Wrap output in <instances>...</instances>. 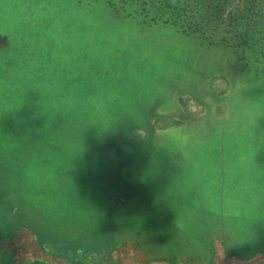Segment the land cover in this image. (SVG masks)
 <instances>
[{
  "label": "rangeland",
  "instance_id": "374dc122",
  "mask_svg": "<svg viewBox=\"0 0 264 264\" xmlns=\"http://www.w3.org/2000/svg\"><path fill=\"white\" fill-rule=\"evenodd\" d=\"M174 110L184 115L151 121L174 127L160 149L148 137L129 146L132 125ZM110 120L121 122L89 126ZM84 132L72 170L80 203L56 169ZM129 159H142L130 175ZM29 172L43 182L39 200L26 194ZM108 172L120 177L115 197ZM261 189L264 0H0V235L8 216L27 218L42 246L72 261L116 247L99 264H135L122 241L137 237L144 255L174 264L212 260L210 228L224 229L225 257L250 261L264 252Z\"/></svg>",
  "mask_w": 264,
  "mask_h": 264
},
{
  "label": "crops",
  "instance_id": "0c3cea01",
  "mask_svg": "<svg viewBox=\"0 0 264 264\" xmlns=\"http://www.w3.org/2000/svg\"><path fill=\"white\" fill-rule=\"evenodd\" d=\"M179 111V112H177ZM179 115H184V113L180 112V110H174L172 112H161V113H156L155 116H150L145 115L144 121L140 123H135V125H132L131 132L129 130V140H132L129 146L132 149H138L140 145L138 144H144L146 137H148L151 142H153L150 145V150L152 147L154 149H160V143L158 142V135L160 134H165L169 132L170 130L174 129L173 126H169L166 128H162L159 125H154V122L152 123V120H156L157 118H160L162 120L167 119V120H172L175 119ZM187 116V115H186ZM185 116V117H186ZM195 115H193L192 118H194ZM147 120V121H146ZM185 124V123H183ZM120 130H127L124 128H120L118 131H116V136L117 139L120 138L121 132ZM115 136V137H116ZM140 139V140H138ZM180 145H176V148L174 150L176 152L180 151ZM149 148L147 149L148 152ZM180 155H175L176 158H179ZM129 175L130 173L134 172V169L137 165H139L142 161V159H139L137 161H134L133 159H129ZM120 162V161H119ZM132 167V168H131ZM118 167H116L117 170ZM109 174H106L105 178H110L111 180L105 184V193L110 194L113 197L114 193H117L119 191L118 188V183L114 182L111 184L113 181V178H117L116 181L120 178L119 175H111V172H108ZM127 185L125 186L128 189H132L135 186V182L137 178H134L133 176L129 177H124L121 178ZM125 187V188H126ZM108 188V190H107ZM126 188V191L128 192V189ZM18 194L15 196L17 201H19V206L22 207L23 211H25L27 214L29 213L28 210L23 206L24 203V198H23V189L22 186L17 187ZM12 197H14V193L11 194ZM108 197V198H109ZM125 200L128 198H132V200L135 202V197L129 195V197H125ZM128 199V200H129ZM111 200V199H110ZM25 209V210H24ZM27 214H21L19 218H23V216H26ZM9 216L6 218L7 224L5 225L4 228V233L0 235V251H4L7 253L6 259H3V262H6L7 264H24L27 263L26 260L30 258L38 259V261L43 260L47 264H54L55 262H58L59 264H99L101 261H104L108 259L109 257L111 258L113 255V252L116 247L114 248H108L103 250L101 253H88L87 255H84L82 261H72L70 259H67L63 256H60L57 251L50 247H46L45 244L42 246L38 240L36 239V231L32 227H27L24 226L23 223L27 218L24 219H16L15 221H8ZM14 220V218H12ZM178 227V226H176ZM208 229V226H207ZM210 231L212 233L211 237L213 241V259H209L207 255L205 257H201L199 252H196L195 254L191 255H186L184 259L178 261V263L174 264H233V263H238V264H257V263H262L264 262V252H258L256 257L253 260L250 261H238L236 259H230L232 257H225V249L223 248V241L226 238L224 234V229H211ZM218 233V234H217ZM137 238V237H136ZM135 237H125L123 238L122 245H127V244H132L135 246V254H134V262L135 264H170V262L166 258H151L149 256L144 255L142 252L144 251L142 245H139V238L136 239ZM21 240L23 242L22 244H19L17 241ZM230 240V239H229ZM221 246L222 250L216 251V248ZM233 261V262H232ZM113 262L116 263V260ZM162 262V263H161ZM167 262V263H164Z\"/></svg>",
  "mask_w": 264,
  "mask_h": 264
},
{
  "label": "clouds",
  "instance_id": "9594fccd",
  "mask_svg": "<svg viewBox=\"0 0 264 264\" xmlns=\"http://www.w3.org/2000/svg\"><path fill=\"white\" fill-rule=\"evenodd\" d=\"M118 122H121V120L94 122V123H91L89 126L95 125L98 128V131L100 133H104L108 131L109 129L113 128V126H115ZM89 126L87 127V129L89 128ZM85 132L83 133L81 139L75 145L67 146V148L65 149V154L59 166L56 169V176L58 180L63 184L66 190L80 203L81 201L78 196L77 187L74 183V176L72 174V170L76 166L77 158L81 157L85 151V147H86L85 142H84ZM25 187L27 190H33V191H26L27 195L32 196V198L36 200H39L41 198L42 192L40 191V189L43 188V182L39 179H34L31 172L27 173L25 176ZM255 187H256L255 184L250 181L249 182V195H252L253 197L257 195V193L254 191ZM259 198L261 200H264V189L260 190Z\"/></svg>",
  "mask_w": 264,
  "mask_h": 264
},
{
  "label": "trees",
  "instance_id": "16d2710c",
  "mask_svg": "<svg viewBox=\"0 0 264 264\" xmlns=\"http://www.w3.org/2000/svg\"><path fill=\"white\" fill-rule=\"evenodd\" d=\"M38 264H40V263L38 262Z\"/></svg>",
  "mask_w": 264,
  "mask_h": 264
},
{
  "label": "water",
  "instance_id": "95a60500",
  "mask_svg": "<svg viewBox=\"0 0 264 264\" xmlns=\"http://www.w3.org/2000/svg\"><path fill=\"white\" fill-rule=\"evenodd\" d=\"M233 262V261H232Z\"/></svg>",
  "mask_w": 264,
  "mask_h": 264
}]
</instances>
